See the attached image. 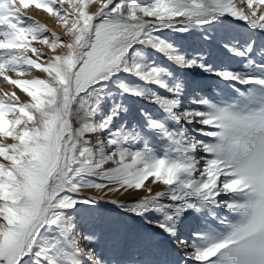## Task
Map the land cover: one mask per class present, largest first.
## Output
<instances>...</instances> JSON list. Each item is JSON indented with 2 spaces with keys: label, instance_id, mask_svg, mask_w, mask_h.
I'll return each mask as SVG.
<instances>
[{
  "label": "snow or ice",
  "instance_id": "6c2138e0",
  "mask_svg": "<svg viewBox=\"0 0 264 264\" xmlns=\"http://www.w3.org/2000/svg\"><path fill=\"white\" fill-rule=\"evenodd\" d=\"M65 3L0 0V78L29 97L0 96V264H84L81 255L110 264L78 241L79 206L103 199L82 189H142L149 178L167 188L148 187L130 204L107 201L154 223L171 245L139 237L156 257L145 264H264V56L252 58L254 40L243 47L222 40L246 63L220 69L205 51L181 50L165 35L229 20L264 32V0ZM30 6L56 17L67 39L26 16ZM153 53L171 67L157 65ZM33 70L46 78L8 75ZM196 70L223 85L219 98L201 94ZM126 97L157 104L164 118L141 108L143 129L129 127ZM190 217L203 218L205 230L185 236L178 226Z\"/></svg>",
  "mask_w": 264,
  "mask_h": 264
},
{
  "label": "rangeland",
  "instance_id": "374dc122",
  "mask_svg": "<svg viewBox=\"0 0 264 264\" xmlns=\"http://www.w3.org/2000/svg\"><path fill=\"white\" fill-rule=\"evenodd\" d=\"M240 5L241 4H239L238 6ZM64 6L66 8L69 7L67 0ZM98 7V4L92 5L90 6V11H95ZM25 15L30 16L34 20L39 21L41 24L46 25L47 28H49L52 32L60 36L61 39H67V37L65 36V29L63 25L58 22L56 17L51 16L46 11L42 9H37L35 8V6H32V9L27 10V12H25ZM239 22H237V24L236 21L229 20L226 21L224 24L218 23L214 26L205 25L202 29H191L187 32L169 31L166 32L165 35L175 46H177L181 50L205 51L206 54H209L208 58L210 62L214 65V67L218 68L222 59H224L227 54H229L226 49H224L226 52H223V49H220L222 48L220 44L222 40L224 42H227L229 39L231 40V38L234 37V33H237L239 26H241ZM234 23L236 25H234ZM204 34H208L210 39L205 40L203 38ZM216 44L217 46H219L218 48L221 50L222 55L220 54V50H218ZM33 46L38 49H41L48 55H52L51 49L39 42L34 41ZM58 51H62V49H59ZM30 55H32V58H36L34 54L30 53ZM152 55L155 58L157 65L171 67L170 62L162 54L153 53ZM242 59L243 64H245L246 60L244 58ZM41 62H43V59L41 60ZM243 70L245 69L243 68ZM28 74L29 73H25L23 76H28ZM190 75L200 79L204 87L207 88L209 87L210 82H212L213 80H217V78L214 76H209L210 78L207 77V74V76H204L205 74L200 73L198 70L193 71ZM38 76H40L41 78H46V74L42 71L39 72ZM134 82L140 83V81L138 80ZM3 86L6 92L8 93H11L13 91L16 92V90L9 86L7 82H5ZM152 87L161 96L169 95L167 91L163 88H159L154 85ZM16 94L21 102L27 101L26 99H23L17 92ZM186 101L185 103H187ZM125 103L127 104L129 109L128 114L126 116V119L129 122V127H131L132 125H136L137 128L143 129L144 119L140 116L139 112L141 108L150 112L154 117L158 119H163L165 116L160 106L155 103H149L141 98L126 97ZM148 139L152 143H156V139L154 136H149ZM113 166L114 165L111 162L106 163L104 165L105 168ZM166 188L167 186L163 185L160 189L156 190L155 192L152 191V194L165 190ZM87 190L88 188L82 189L81 194L83 197L100 196L103 199L92 206H79L80 214L76 218L78 225L77 232L79 233V236L77 238L80 242L81 248H83L85 252H87L89 249L94 250L97 253L98 257H103L105 261L110 262V264H135L138 260L139 262L137 264H145V261L153 260L156 257L150 249L145 248L139 244V237L144 234L152 235L154 240L159 242L162 246L171 248V245L167 244L164 234L160 232V230L156 229L154 223L146 224L143 219L137 217L135 214L128 213L125 209L118 207L117 204L107 203V201L109 200H115L120 203L130 204L135 200L149 195V193L147 192V187H144L142 189H129L127 191L124 189H120L119 191H114L112 193L108 192L107 188L103 190H97L93 188L89 189L88 192ZM95 190L96 192L93 193L92 191ZM105 190L107 191L105 192ZM187 222H191V217L185 220L182 225L178 226L180 227L183 233L185 232L184 234H190L189 231L193 230L191 224H186ZM188 225L189 230L187 227H184ZM87 235H94L95 238L89 243L84 239V237ZM173 255V257H170L171 260H175L177 258L175 254ZM80 258L84 261V264H88L87 259L83 255H81ZM132 260L135 261L132 262Z\"/></svg>",
  "mask_w": 264,
  "mask_h": 264
},
{
  "label": "bare ground",
  "instance_id": "6f19581e",
  "mask_svg": "<svg viewBox=\"0 0 264 264\" xmlns=\"http://www.w3.org/2000/svg\"><path fill=\"white\" fill-rule=\"evenodd\" d=\"M239 5V4H238ZM238 7H242L245 9V11H247L246 5H240ZM32 9V6H30L28 9L24 10L25 12H27V10ZM259 15V13H258ZM239 22V21H238ZM237 23V22H236ZM241 24V26H239L237 33H234V37L231 38L232 41H238L239 42V46L243 47L246 43L250 42V41H255V46H254V54L252 56L253 59L259 60L262 56H264V32H261L259 30H251L248 26H246L245 22L241 21L239 22ZM238 24V23H237ZM234 25H236L234 23ZM230 40V39H229ZM228 40V41H229ZM215 45V44H214ZM221 45V44H220ZM217 46V44H216ZM219 46H217L218 48ZM222 47V46H221ZM216 49V47H215ZM223 49V48H220ZM218 48V50H220ZM225 50L223 49V52ZM226 52V51H225ZM221 50H220V54H221ZM222 55V54H221ZM219 56V53H218ZM218 58V57H217ZM221 58V57H220ZM219 58V59H220ZM218 64V63H217ZM243 59L240 57H236L231 55L230 53L227 54V56L222 59V61L220 62V66L218 68L220 69H238V70H243L244 66H243ZM39 72H41L40 70H33V72L29 73L28 76H19L17 73H8V75L12 76V78L16 79V78H20V79H32V78H41L39 75ZM203 76V75H202ZM204 76H207L206 74ZM209 77V76H207ZM205 78V77H203ZM210 78V77H209ZM205 80V79H204ZM6 81L3 78H0V96L3 95L4 92H6V90L4 89L3 84ZM8 83V82H7ZM9 86H11L12 88H14L16 90V92L23 98L28 100L29 97H27V94L23 93V91L21 89H19L16 86L11 85L10 83H8ZM218 81L217 80H213L212 82L209 83V87H204L203 91H202V95L206 96L207 98L210 97V99H212V97H217L219 98L223 93H222V88L223 85H221L220 87H217ZM226 98V97H225ZM187 102V101H186ZM163 186L162 183L160 182H156L153 183L152 178H149L146 182H145V187H151L152 191L155 192L156 190L160 189ZM93 189V188H91ZM89 190V189H88ZM87 190V192H88ZM107 190H105L106 192ZM86 192V194H87ZM93 193L96 192L92 191ZM112 193V192H111ZM99 194V192H98ZM97 194V195H98ZM102 194V193H101ZM92 195V194H91ZM102 196V195H101ZM100 197V196H99ZM211 217H209V222L211 221ZM186 224H191V227L193 228V230L189 231L190 233H192L193 231L199 229V230H205V225H206V221L203 218H197V217H191V222H187ZM215 225H213L214 227ZM151 227V226H150ZM187 227L189 230V225L188 226H184ZM184 231V230H183ZM186 231V230H185ZM158 232V231H157ZM188 232V231H187ZM185 233V232H184ZM189 234V233H188ZM188 234H185V236H187ZM82 241V240H81ZM86 242V241H85ZM80 243V242H79ZM82 243V242H81ZM174 256V255H173ZM172 256V257H173ZM152 258V257H151ZM176 258V257H174ZM173 258V259H174ZM178 258V257H177ZM176 258V259H177ZM175 259V260H176ZM135 260H132V262ZM139 262V260L137 261V263ZM135 263V262H134ZM135 263V264H137Z\"/></svg>",
  "mask_w": 264,
  "mask_h": 264
}]
</instances>
